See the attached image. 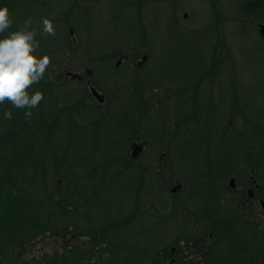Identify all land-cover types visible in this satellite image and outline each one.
Instances as JSON below:
<instances>
[{
    "label": "trees",
    "instance_id": "1",
    "mask_svg": "<svg viewBox=\"0 0 264 264\" xmlns=\"http://www.w3.org/2000/svg\"><path fill=\"white\" fill-rule=\"evenodd\" d=\"M159 1L131 0L127 4H117L118 8L125 12V16L131 18V14H135V20L127 25L129 36L127 35L126 38L133 39L135 36V39L146 41L147 36L158 33V29L152 32L149 28L144 30L142 18L154 3L157 22L159 25H164L157 16L160 11ZM211 1L212 17L214 16L218 21L216 27L218 43L211 62L217 65L218 62L223 61L221 57L228 56L231 50L225 40L222 21L233 19L241 22L247 21L255 24L257 30V23L264 22V18L253 14L260 6L259 4L255 7V2L259 0H240L241 7L247 13L238 16L224 15L217 1ZM36 3L45 2L40 0ZM36 6L34 8H37ZM179 19L177 15L176 20L179 21ZM173 31V22L170 21L162 31H159V37ZM182 32L187 35L191 34L186 29H182ZM88 34L89 32L84 35V38H88ZM151 37L153 41L158 38L157 36ZM63 40L64 43L54 45L53 39L50 50H46L42 44L37 50L40 57L43 55L51 57L52 66L46 70L44 79L30 88L32 94L36 91L44 94V100L40 105L31 109L33 113L31 118L26 120L25 110L16 109L10 103L0 105V264H159L163 260L162 248L164 246L160 247L152 243L143 246L137 243L139 235L135 234V237H130V228L134 225L135 219H141L149 214L153 215L150 213L153 207L152 199L141 197L137 208L130 207L116 219L109 218L99 223L94 221L93 205L96 199L104 195L111 181L116 180L115 178L121 174V171H117L114 178L111 177L107 163L111 162V166H116L119 159L109 156L107 160H104L98 149L88 151L85 157L76 155L73 158L69 153V148L64 144V134L59 131V128L64 124L75 127L77 118L74 112L75 109H79L69 102L65 103L66 100L62 102L56 92V88L60 85L55 81L63 79V76L56 75L57 71L69 68L68 65L72 63V60L67 58V56H72L73 52L68 30ZM185 42L188 40L186 39ZM130 47L135 48L131 56L136 58L139 55V45L133 43ZM162 48L182 50V46L178 43L172 44L165 40ZM263 50L264 48H261L256 52L264 56ZM144 52L151 58V51ZM84 56L85 65L92 67L95 62L111 65L110 61L116 55L90 50V59L84 50ZM227 61L231 68L232 60L228 58ZM228 71L230 73L231 69L228 68ZM209 72L213 73L214 69L208 70L201 76V90L203 89L202 83L205 80L210 81ZM138 74L139 79H146L141 73L138 72ZM182 79L187 80L191 77H182ZM261 86H264V83ZM196 87L197 85L191 86L190 90ZM141 93L137 87L135 95L142 96ZM88 97L90 94L83 92L79 102L87 101L88 103ZM49 98L52 99L49 100ZM49 101H52L53 108H55L52 115L49 114L47 108ZM190 101L191 109L184 111L183 118L178 119L181 128L178 131L174 129L176 127L172 128L174 136L169 139L170 142L165 143L164 148H157L162 142L151 144L146 140L149 151L167 152L166 162L172 158L171 145L175 135H187L191 127H197L199 124L195 102L191 98ZM262 103L264 105V92ZM6 110L13 112L12 120L4 119L3 113ZM235 115L233 113L228 120L230 134L225 139L222 138V150L225 142H230L232 144L231 154H226L227 157H225L224 153L222 152V155L220 152L217 159L223 165H232L237 159L232 160L231 156L238 154V148L247 150L255 164L247 166L245 172L249 174L248 169L252 167L255 179L259 183V186L255 188L254 198H247L244 194L231 196L229 187L226 202H223L221 197L213 196V183L199 181L204 175V169L212 166V163H193L188 159L181 160L180 162L188 167L187 172L185 170L182 175H179L173 160L168 165L162 163L160 159L151 160L143 155L132 158L128 156L127 150L122 159L125 167L130 165L140 167L141 185L145 184L156 192H167V186L179 178L183 181L184 190L187 189V194L191 199L195 198L198 201L201 199L199 197L203 198L206 204L201 205L199 210L208 216L207 220L203 219V214L198 215L197 211L191 212L187 202L181 204L179 208V213L184 220L178 239L186 240L187 246L193 248L201 256L198 264H264V209L262 210L259 205V200L264 199V115L260 114L255 118V129L257 130L255 145L246 142L242 134L237 131L234 125ZM239 115V119L249 120L246 108H243ZM157 132L163 136L171 133L165 129L163 124L159 125ZM100 133L103 132L97 130L93 135ZM69 140L72 143L70 136ZM88 143L89 140L86 138L81 141L83 145ZM222 186H225V182H222ZM179 203V201L176 202L172 210H176ZM211 233L212 236H210ZM46 236L76 242L66 243L62 251L45 252L39 255L29 254L30 249ZM81 240L84 242H80Z\"/></svg>",
    "mask_w": 264,
    "mask_h": 264
},
{
    "label": "rangeland",
    "instance_id": "2",
    "mask_svg": "<svg viewBox=\"0 0 264 264\" xmlns=\"http://www.w3.org/2000/svg\"><path fill=\"white\" fill-rule=\"evenodd\" d=\"M52 1V0H50ZM60 4L61 0H57ZM131 0H101L91 4L89 9L81 11L75 7L69 14V18L79 21V24L88 29V37L93 42L96 38L101 48L113 50L116 43L122 47L127 46L128 39L125 41L129 32L127 25L130 24V17L125 16V12L115 6L116 3L127 4ZM219 4L221 13L227 16L245 15L247 11L241 7L240 0H216ZM260 6L253 13L256 16L264 18V0L255 2V7ZM35 23L38 30L42 18L56 17L53 13L45 11L42 6L36 3ZM160 11L157 16L163 21L164 25H159L156 17L155 5L152 4L147 15L148 22L152 26L149 29L162 31L165 25L170 21L173 22L174 31L159 37V31L151 36H157L156 43L161 50H156L157 55L153 56L150 66L144 72L147 74L145 80L139 79V74L134 68H112L109 65H102L95 62L92 69L95 72V79L102 86L107 88L110 95V102L106 108H100L96 104L80 103L79 112L76 114L77 125L70 127L67 124L61 125L59 131L64 134V144L69 148V153L74 158L85 157L88 151L98 149L104 160L109 156L117 160L116 166L107 163L110 169V176L114 178L117 171H121L120 176L111 181L107 192L96 199L93 205L94 221L99 223L105 219H116L124 214L130 207H138L141 197L152 199L153 207L149 216L141 219H135L134 225L130 228V237L138 236L137 243L147 246L156 244L163 247L167 241L175 235L180 234L181 223L168 229L161 227L156 215L163 214L166 210H159L163 201H168L169 195L172 196V184L168 192H156L147 185H141L140 167H125L122 159L125 157L128 141L135 132L146 138L151 144L158 142L168 143L172 132L173 118L181 111L191 109L190 98L193 90H187L183 85L195 86L198 80L208 70L214 69V75L209 82L205 80L202 87L210 91L209 94H199L194 97V102L198 110V126L190 128L187 135H175L171 149L178 161L188 159L193 163H212L215 164L220 153L222 138L225 139L231 129L228 128V120L233 113L239 114L243 108H251L249 120L238 119L235 121L236 129L242 134L244 140L255 145L257 130L255 129V118L260 114L264 115V105L262 103V94L264 92V56L256 51L264 48L260 40L255 41L254 26L245 21L224 20L223 31L225 40L231 50L228 56L223 57L220 65L212 64L211 60L215 54V47L218 43L216 35L217 19L212 17L211 0H160ZM26 6L29 10L32 3L27 1ZM57 10V16L63 10ZM12 17L20 14L16 9H11ZM187 13L185 17L184 14ZM238 13V14H237ZM28 17L27 10L25 11ZM177 15L179 21H177ZM111 18V19H110ZM135 19V14H131V20ZM65 20L60 19L56 25L61 27L62 35L56 32V37H63L68 30L64 24ZM55 26V27H57ZM212 27V28H211ZM168 29V28H167ZM182 29L192 31L191 34H184ZM78 31L84 36L83 29L79 26ZM203 31L208 32L204 36ZM165 32V30H163ZM149 36V37H151ZM70 37V35H69ZM158 39L160 43L158 42ZM188 42H185V40ZM182 46V50H165L162 48L163 41ZM134 41V40H133ZM193 44L190 50H186L189 44ZM97 50L95 45L91 46ZM84 50H80V56ZM264 52V50H263ZM232 60V68L229 67L227 59ZM80 69L84 72L85 65ZM231 69V73L227 69ZM82 74V73H81ZM182 77H191L188 82L183 81ZM148 85H163V90L158 86H153L152 91L159 93L156 96L144 97L135 95L136 89L143 93ZM100 86V85H99ZM102 86L100 88L102 89ZM175 89L169 95L166 91ZM84 84L74 82L70 86V99L77 100L80 98ZM159 90V91H158ZM61 99L66 97V90L59 89L56 91ZM141 93V94H142ZM160 97L164 101L157 104L156 98ZM52 98H49L51 100ZM243 107V108H242ZM49 114L55 111L52 101L47 104ZM239 112V113H238ZM63 117V115H61ZM163 124L166 130L170 131L167 136L161 135L159 125ZM103 132L93 135L95 131ZM69 136L72 138L70 143ZM88 139V144H81L83 139ZM97 140V142H94ZM144 140V139H143ZM110 143L112 145H110ZM224 151L231 154L232 144L225 142ZM161 151L155 160L163 153ZM165 157L162 159L164 160ZM222 160V159H221ZM176 166V163H174ZM187 166L181 165L180 168L185 170ZM177 172L181 170L177 167ZM203 200L201 201V203ZM200 204L196 202L195 205ZM203 204V203H202ZM159 205V206H158ZM200 205H198L199 207ZM124 218V217H123ZM175 230V231H174ZM140 233H139V232ZM168 241V242H169ZM76 241H65L54 237H44L38 241L29 251V254L39 255L40 253H52L64 250L66 243H75ZM80 242H84L81 240Z\"/></svg>",
    "mask_w": 264,
    "mask_h": 264
},
{
    "label": "clouds",
    "instance_id": "3",
    "mask_svg": "<svg viewBox=\"0 0 264 264\" xmlns=\"http://www.w3.org/2000/svg\"><path fill=\"white\" fill-rule=\"evenodd\" d=\"M33 21L28 18L23 25L13 29L14 20L8 7H0V105L10 103L16 109L25 110V119L32 116L31 109L37 108L44 100V94L30 92L31 86L44 79L46 70L52 66L51 57H40L37 50L40 41L38 31L44 37L55 36L53 21L42 18L39 30L32 27ZM11 30V31H10ZM4 119L14 118L11 110L3 113Z\"/></svg>",
    "mask_w": 264,
    "mask_h": 264
},
{
    "label": "flooded vegetation",
    "instance_id": "4",
    "mask_svg": "<svg viewBox=\"0 0 264 264\" xmlns=\"http://www.w3.org/2000/svg\"><path fill=\"white\" fill-rule=\"evenodd\" d=\"M27 1H30L32 3L31 10H29L28 7L26 6ZM36 1L39 2L40 0H0V4H3L4 7L5 6L8 7V8L10 6L11 7L17 6L18 7L19 5H21L23 7V11L25 12L27 10V12H28V17L27 18H26V15L25 14L22 15V16H19V14L16 15V16H14V19H13L14 20V25H13V29H11V30H15V29L19 28L20 26H22L23 23H24V21L26 19H28V18H31L32 19V21H33L32 27L36 29V24H35V8H34ZM44 2H45V3H43L44 4V7H46L47 4H48V0H44ZM73 32H74V29L71 28L70 34L73 33ZM39 34H40V32H38V35ZM4 35H7V33L0 34V39H2L4 37ZM139 52L142 53V50H139ZM139 63H140V61L138 59L137 62H136V64L139 66ZM189 80H191V79H187V80L183 79V81H185V82H188ZM182 87L186 88L187 90H190V87L191 86L183 85ZM194 96H196V95L194 94ZM78 99H77V101L79 102ZM135 139L139 140L138 137H136ZM134 141L131 142L130 149H133L134 148L133 147V142ZM143 154H144V152H143ZM166 155H168V154L166 153ZM176 160L178 161L177 158H176ZM220 163H221V161L218 162V159H217L214 165L210 166L209 168H205L204 169V175L207 174V176H212L215 180L219 179V177H221V175L223 173V171L221 170L222 167H221V164ZM245 193L247 195L252 196V197L255 196V192L251 191V188L250 189L247 188L245 190ZM177 251H178L177 244H173L171 246V248H170V253L168 254L170 257L172 256L171 262L172 261H176V262H182L184 264H187V263L191 262L192 259H194V257L196 256L195 254H192L190 251H185V252L182 253V255H180V256L177 257V256H175V254L177 253Z\"/></svg>",
    "mask_w": 264,
    "mask_h": 264
},
{
    "label": "water",
    "instance_id": "5",
    "mask_svg": "<svg viewBox=\"0 0 264 264\" xmlns=\"http://www.w3.org/2000/svg\"><path fill=\"white\" fill-rule=\"evenodd\" d=\"M259 26H260V32H261L262 35L264 36V24H259ZM72 76H73V77H76L75 74H73ZM94 93L96 94L97 97H99V99L103 100L102 96L99 95V93H98L95 89H94ZM139 148L141 149V147H139ZM140 149H139V150H140ZM137 150H138V148L136 149L135 154H137V152H138ZM234 181H235V179L232 178V179H231V185H234ZM261 202H262V204H263V206H264V200H262Z\"/></svg>",
    "mask_w": 264,
    "mask_h": 264
},
{
    "label": "bare ground",
    "instance_id": "6",
    "mask_svg": "<svg viewBox=\"0 0 264 264\" xmlns=\"http://www.w3.org/2000/svg\"><path fill=\"white\" fill-rule=\"evenodd\" d=\"M192 45H193V44L190 43V44L186 47V50H190L191 47H192Z\"/></svg>",
    "mask_w": 264,
    "mask_h": 264
}]
</instances>
